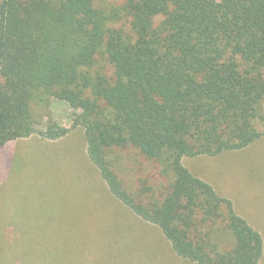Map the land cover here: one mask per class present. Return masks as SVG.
Returning a JSON list of instances; mask_svg holds the SVG:
<instances>
[{
  "label": "trees",
  "instance_id": "trees-1",
  "mask_svg": "<svg viewBox=\"0 0 264 264\" xmlns=\"http://www.w3.org/2000/svg\"><path fill=\"white\" fill-rule=\"evenodd\" d=\"M52 99L78 110L72 127L109 192L177 256L259 264L260 232L182 159L264 135V0H0V149L64 136ZM129 149L164 186L122 182Z\"/></svg>",
  "mask_w": 264,
  "mask_h": 264
},
{
  "label": "rangeland",
  "instance_id": "rangeland-1",
  "mask_svg": "<svg viewBox=\"0 0 264 264\" xmlns=\"http://www.w3.org/2000/svg\"><path fill=\"white\" fill-rule=\"evenodd\" d=\"M49 110L68 129L64 136L33 134L0 149V264H193L109 192L87 156L84 129L72 127L78 110L60 99H52ZM118 152L128 188L164 186L153 176L154 162L134 149ZM182 163L230 199L264 241V135L240 150L183 157Z\"/></svg>",
  "mask_w": 264,
  "mask_h": 264
}]
</instances>
